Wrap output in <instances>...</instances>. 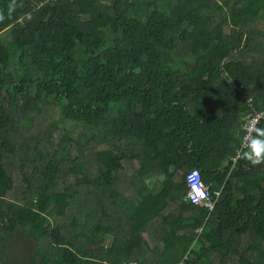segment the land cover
Masks as SVG:
<instances>
[{
  "label": "trees",
  "instance_id": "1",
  "mask_svg": "<svg viewBox=\"0 0 264 264\" xmlns=\"http://www.w3.org/2000/svg\"><path fill=\"white\" fill-rule=\"evenodd\" d=\"M248 97L264 0H0V264L17 232L33 264H264V119L231 168Z\"/></svg>",
  "mask_w": 264,
  "mask_h": 264
},
{
  "label": "built area",
  "instance_id": "2",
  "mask_svg": "<svg viewBox=\"0 0 264 264\" xmlns=\"http://www.w3.org/2000/svg\"><path fill=\"white\" fill-rule=\"evenodd\" d=\"M246 103L248 104L249 109L243 116L242 122L239 124L240 132L238 147L231 158V168H234L240 159L246 157V150L249 148L254 131L260 121L264 119V102L261 107H258L255 99L253 97H248ZM186 182L187 190L185 197L192 203L199 206H205L211 211L221 195L223 186L217 189H211L209 185L202 182L197 168H193L187 173ZM200 231L201 227H197L196 232L199 233ZM185 258L186 256L183 257L179 264H185Z\"/></svg>",
  "mask_w": 264,
  "mask_h": 264
},
{
  "label": "rangeland",
  "instance_id": "3",
  "mask_svg": "<svg viewBox=\"0 0 264 264\" xmlns=\"http://www.w3.org/2000/svg\"><path fill=\"white\" fill-rule=\"evenodd\" d=\"M59 125L64 126L65 123L61 122ZM7 253L8 258L5 259L6 262L14 260L19 264H33V262L31 261V254L33 253L31 243L27 239H22L19 232L11 234L9 238Z\"/></svg>",
  "mask_w": 264,
  "mask_h": 264
},
{
  "label": "clouds",
  "instance_id": "4",
  "mask_svg": "<svg viewBox=\"0 0 264 264\" xmlns=\"http://www.w3.org/2000/svg\"><path fill=\"white\" fill-rule=\"evenodd\" d=\"M254 162H257V163H258V162H259V160H256V161H254Z\"/></svg>",
  "mask_w": 264,
  "mask_h": 264
}]
</instances>
